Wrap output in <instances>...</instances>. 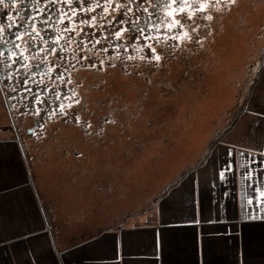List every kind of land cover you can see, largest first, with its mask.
Here are the masks:
<instances>
[{"label":"rangeland","instance_id":"1","mask_svg":"<svg viewBox=\"0 0 264 264\" xmlns=\"http://www.w3.org/2000/svg\"><path fill=\"white\" fill-rule=\"evenodd\" d=\"M190 1L200 5L170 11L168 36L161 34L166 27L161 21L162 31H150L141 52L133 49L135 40L124 56L113 52L107 60L94 54L89 61L80 50L74 53L76 60L63 59L65 52L41 55L37 61L58 66L54 70L71 79L67 83L77 95L60 108L55 103L57 110L45 115L19 114L15 102L29 104L28 93L9 89L5 62L15 59L0 54V149L24 150L25 174L37 184L56 235L74 240L72 235L83 230L117 228L153 206L165 189L202 161L242 108L264 55V0ZM17 8H1L0 21L17 24ZM92 12L98 14L83 11L94 20ZM77 23L82 21L66 23L75 34L84 28ZM34 37L31 44L28 36L20 40H28L21 46L25 62L20 70L13 68L23 77L32 75L29 62L39 57L28 56L27 48L44 51L52 43L42 34ZM151 48L159 60L149 59ZM65 62L81 65L68 75ZM41 68L46 75L45 66ZM49 83L40 84L48 88Z\"/></svg>","mask_w":264,"mask_h":264},{"label":"crops","instance_id":"2","mask_svg":"<svg viewBox=\"0 0 264 264\" xmlns=\"http://www.w3.org/2000/svg\"><path fill=\"white\" fill-rule=\"evenodd\" d=\"M21 155L0 149V264H264V55L202 161L120 227L56 235Z\"/></svg>","mask_w":264,"mask_h":264},{"label":"trees","instance_id":"3","mask_svg":"<svg viewBox=\"0 0 264 264\" xmlns=\"http://www.w3.org/2000/svg\"><path fill=\"white\" fill-rule=\"evenodd\" d=\"M5 1L6 0L3 2ZM26 2L27 4H24L26 7L21 6L19 2H15L13 5L4 4L3 7L0 4V9H5V5H7L8 8L18 7L13 13L15 15V21L18 22L17 24H11L1 19L0 38L8 40V37L14 36L17 44L23 46L24 44H28V40H24V43L20 44L22 37L28 36L31 44L33 40H35L33 39L35 38V34H37V38L39 39H41L40 34H42V37L47 36L46 38H48L49 41L52 40V43L49 44L48 48L44 49V51L42 47H40L39 50L27 48L28 56H36L37 54L39 56L34 61L32 60L29 62V66L32 67L28 68L27 72L30 74L33 72L30 76L25 75L23 77L18 71L21 68V64L25 62L24 57L26 55L22 53V50L17 54H3L5 56L4 58L12 57V59H15V61L12 60L11 63L3 60L7 64L8 77L12 81V83L6 81L8 87L9 85L11 86L9 89L14 93H28L29 104H22L21 101L20 103L15 102L19 100L17 98L14 100L21 116L26 111L33 115H45V112L56 109L55 103L58 105L60 104V108L63 105L65 106L66 102L68 104L77 98V95H75L74 91L67 83L71 79H68L67 76L60 77L61 70H54V68L58 66L54 67L53 63L47 65L46 63L37 61L38 58L41 59V55L44 57L46 53L50 54L54 51L56 52L55 54L65 52L67 55L65 53L61 55L63 59L67 56L68 59L76 60L74 53L80 50L84 55L83 57L90 58V60L88 58L89 61L96 58L94 54H101L102 60H107V57L113 52L114 54L116 53L117 56H124L128 49L127 47H129L131 43L133 44L135 40L138 41V43H135L137 48L133 47V49L135 52H141L143 50L142 40L144 37L152 34V32L149 33L150 31L156 32V29L157 31H162L161 21L166 22V27L163 26L165 27V31H162L161 34L162 36H168V33H170L167 31L168 24L170 23L168 21L170 20L169 18H171L170 11L178 7L189 9L196 4V1L191 2L190 0H175V3H173L172 0H64V2H59V0H26ZM51 2L57 5L53 6ZM30 4H32V9L29 8ZM199 5L200 4H196V6ZM40 10L43 14L38 15L37 13ZM84 10H96L98 14L92 12V16H95V19L90 20L89 16L83 13ZM77 11L79 13H77ZM24 13L26 15L29 14V18H26ZM52 13H54V15ZM78 21H82V23L77 24H81L82 28H84L83 31H79V34H75V32L68 28L69 25L66 23L71 22L72 24ZM85 21L86 23L83 25ZM92 26L97 28V32L91 31ZM34 28H37L38 33L34 31ZM160 32L157 34L158 36H161ZM117 33H119V35H117ZM56 36L60 39L58 40ZM118 40H120V42H118ZM61 44H64V46L61 47ZM72 44L75 46L74 48H72ZM84 52H86V54H84ZM58 57L59 55L56 56V62L59 60ZM112 57L114 58L115 56ZM61 61L64 62L62 59ZM63 64L68 75H71V71L76 70V68L81 65L78 62H65ZM15 66H19L17 73L16 69L13 68ZM44 66L45 72L47 73L46 75L43 74V69L41 68ZM61 68L64 69L63 67ZM35 76H37V78H33ZM47 79H49L51 83L48 84V88H46V84L45 86L40 84L43 80ZM4 80L5 79H2V83ZM2 86L5 85L3 84ZM43 87L46 88V93H41ZM37 98H39L38 100L42 99V101L36 102ZM3 99L5 100V98Z\"/></svg>","mask_w":264,"mask_h":264},{"label":"flooded vegetation","instance_id":"4","mask_svg":"<svg viewBox=\"0 0 264 264\" xmlns=\"http://www.w3.org/2000/svg\"><path fill=\"white\" fill-rule=\"evenodd\" d=\"M12 2L13 3L19 2V3H21V6H24V7H26V5H24V4H27L26 0H6L5 2L0 3V4L3 7L4 4H11L12 5L13 4ZM22 3H23V5H22ZM32 4H30V6H29L30 9H32ZM24 16L26 18H29L30 15L29 14H27V15L25 14ZM10 37H8V40L5 39V38L4 39L3 38H0V54L1 55H3L4 53L5 54L6 53H8V54H13V53L14 54H17V53H20L21 52L22 47L17 44V41H16L15 37L14 36L13 37L10 36Z\"/></svg>","mask_w":264,"mask_h":264},{"label":"snow or ice","instance_id":"5","mask_svg":"<svg viewBox=\"0 0 264 264\" xmlns=\"http://www.w3.org/2000/svg\"><path fill=\"white\" fill-rule=\"evenodd\" d=\"M172 2L175 3V0H172ZM0 3H3V0H0ZM5 7H7V5H5ZM173 11H175V10L173 9ZM181 11H183V9H181ZM174 23L175 24H179L180 21L179 20H174ZM117 35H119V33H117ZM151 51H152L153 55L150 56L149 59L159 60L160 56H159V54H156V49L155 48H151ZM221 175H223V173H221Z\"/></svg>","mask_w":264,"mask_h":264}]
</instances>
